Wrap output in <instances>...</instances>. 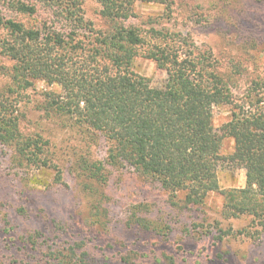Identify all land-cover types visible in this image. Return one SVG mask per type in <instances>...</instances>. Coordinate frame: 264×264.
Returning a JSON list of instances; mask_svg holds the SVG:
<instances>
[{"label": "trees", "instance_id": "16d2710c", "mask_svg": "<svg viewBox=\"0 0 264 264\" xmlns=\"http://www.w3.org/2000/svg\"><path fill=\"white\" fill-rule=\"evenodd\" d=\"M94 1L105 31L86 20L85 0H0V28L6 32L0 55L14 63V87L22 92L36 82L59 87V93L45 94L42 109L103 140L104 164L88 168L95 182L105 181L108 166L133 170L171 200L183 194L184 206L202 207L210 194L221 193L224 218L248 216L264 230V85L252 84L248 96L237 101L232 89L242 75L239 67L225 72L208 57L165 39L167 34L154 29L145 34L128 25L139 18L138 3L162 5L169 15L171 0ZM138 56L167 72L165 88H152L133 71ZM8 95L0 91V143L29 165L51 169L48 144L21 136ZM221 105L230 106L232 115L217 129L214 108ZM226 139L234 142L229 155L222 153ZM224 164L245 170L244 189L221 191L218 172ZM53 169L61 182V171Z\"/></svg>", "mask_w": 264, "mask_h": 264}, {"label": "rangeland", "instance_id": "374dc122", "mask_svg": "<svg viewBox=\"0 0 264 264\" xmlns=\"http://www.w3.org/2000/svg\"><path fill=\"white\" fill-rule=\"evenodd\" d=\"M171 1L169 15L162 5L138 3L139 18L128 25L145 34L151 29L167 34L165 39L208 57L225 72L239 67L242 75L232 89L237 101L248 96L252 84L264 85V0ZM100 10L97 2L85 0L86 20L105 31ZM5 36L0 28V39ZM13 66L0 55V91L14 102L21 136L48 144L45 156L52 168L29 165L0 143V264L77 259L85 264H264V230L248 216L224 218L221 193L210 194L202 207L184 206L183 194L171 200L131 169L107 166L105 181L89 178L88 168L106 160L103 140L48 117L42 109L45 94L59 93V87L36 82L19 91L11 80ZM132 69L152 88H165L168 74L153 60L138 56ZM231 115L230 106L215 107V127L222 128ZM233 150V140L226 139L222 153ZM53 166L61 171V182ZM218 177L221 191L246 187L242 168L224 164Z\"/></svg>", "mask_w": 264, "mask_h": 264}]
</instances>
